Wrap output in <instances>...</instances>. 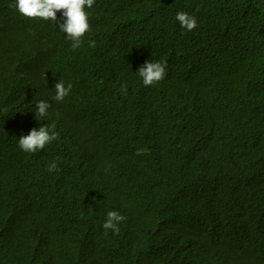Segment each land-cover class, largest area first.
Returning a JSON list of instances; mask_svg holds the SVG:
<instances>
[{
    "label": "trees",
    "instance_id": "1",
    "mask_svg": "<svg viewBox=\"0 0 264 264\" xmlns=\"http://www.w3.org/2000/svg\"><path fill=\"white\" fill-rule=\"evenodd\" d=\"M130 1L99 0L103 11L98 18L104 22L102 29L113 43L109 50L97 48L98 54L91 55L85 48L74 52L66 34L55 23L24 18L11 1L0 0V16L9 24L0 27V66L18 59L23 64L14 70L8 69L5 81L0 77V159L3 161L0 163V264L167 263L165 251H176L168 236L170 232L181 238L183 235L195 238L183 241L172 264H264V101L232 100L219 87L190 83L191 75L177 67L181 63L191 68L193 65L188 60L171 57L140 38L128 43L127 38L136 29L128 21L116 19L110 3L121 7ZM227 2L176 0L175 6L193 16L196 11L209 10L210 6L226 10L225 18L229 21L224 20L223 27L227 37L246 39L250 32L242 25L251 24L261 16H254L255 10L241 9L234 20V6H225ZM15 35L20 40L3 41ZM150 39L156 45L164 44L162 40ZM152 54L167 63L168 75L151 87L137 80L133 84L137 95L131 101L135 108L143 104L154 106L159 101L164 122L149 137L136 133L130 145L139 144L136 151L126 143L113 155L121 166H125V159L130 156L136 159L139 153L151 167L158 159L167 161L169 168L164 175L152 173L144 185L131 186L134 197L142 194L151 201L152 210L146 216L141 214L139 206L148 203L140 200L138 205L134 204L139 220L143 218L150 225L149 231L144 232L142 240L135 236L134 244L127 240L122 222L118 234L111 230L105 234V215L108 211L118 212L116 202L125 203L127 199L113 187L110 195H115L113 198L117 201L105 194L101 200L104 212L98 210L99 201L88 193L85 173L92 176L91 187L96 188L99 186L93 173L102 170L110 176L114 168L103 163L104 156L97 143L80 128L74 138L58 132L59 139L48 145L72 144L75 149L81 147L85 154L92 153L95 163L92 169L84 160L78 163L84 173L69 161L65 166L76 175L93 208L87 224L58 222L56 218L71 214L57 208L62 200L55 192L70 180L49 173L51 161L46 160L44 150L26 153L18 147V139L31 129L47 124L55 123L57 127L69 121L77 127L71 120L77 121L83 116L89 101L92 105H103L98 95L112 98L117 86L138 76L139 67ZM24 72L35 78V83L29 82L22 75ZM59 80L65 86L72 84L62 102L52 99L54 85ZM101 80L107 81L103 87H100ZM41 100L51 107L46 118L37 120L36 104ZM16 101L22 104L9 115L18 116V130L9 140L5 124L11 120L7 112ZM110 109L120 119L136 120L127 117L117 106ZM110 126L114 134L127 129L117 118H111ZM192 129L201 131V136L196 137ZM119 141L123 143L124 139L121 137ZM222 156L225 157L219 160ZM234 168L237 170L233 171ZM111 184H116L115 179ZM193 185L205 194L197 201L191 200L195 192H183ZM227 187L225 193L220 192ZM134 199L132 196L131 203ZM189 205L196 206L201 214L199 227L188 223L187 215H175ZM242 208L252 210V215L248 220L238 221V209ZM83 218V215L78 217ZM139 220H135V231L140 230ZM41 228L43 231L39 233ZM224 229L232 233L224 235ZM145 241L159 242L157 257L149 255L137 260L131 251L143 252ZM90 252L93 255L87 254Z\"/></svg>",
    "mask_w": 264,
    "mask_h": 264
},
{
    "label": "bare ground",
    "instance_id": "2",
    "mask_svg": "<svg viewBox=\"0 0 264 264\" xmlns=\"http://www.w3.org/2000/svg\"><path fill=\"white\" fill-rule=\"evenodd\" d=\"M13 4L15 0H9ZM115 10L114 16L118 20L128 21L134 26L136 31H131V35L127 38V42L131 43L133 39L140 38L150 47H155L159 50H165L169 56L174 58H183L188 60L193 66L191 68L186 67L184 64L178 63L179 70L186 71L191 76L189 78L190 83H199L209 87H219L223 90L225 95L232 100L245 99L254 102L264 101V0H228L225 6H234L233 12L236 19L237 13L241 9L255 10L254 16L260 17L251 24L242 25L250 33L246 39L238 40L234 38H228L227 33L223 27L226 10H219L217 7L210 6L209 10L205 12L196 11L195 17H203L197 19V27L188 32L181 28L175 16L177 12L182 11L176 8V0H132L126 5L117 7L115 3H110ZM88 13V19L90 23V31L83 37V44L79 48H85L89 50L90 54H98L97 48L108 47L113 43L109 39L102 27L104 22L98 18V15L103 11V5L99 3V0H95L92 8H86ZM119 11V13H117ZM57 20L63 22L62 13L57 14ZM9 24L6 20L0 16V27ZM58 27L57 24L54 25ZM150 38L164 41L162 45H156ZM20 40L16 35L7 40L15 41ZM95 41V47H90L89 42ZM78 48V49H79ZM76 49V50H78ZM74 50V52L76 51ZM240 56V57H238ZM159 61L164 63L156 55L152 54L145 62ZM141 60L138 59L137 63L140 64ZM19 66L23 64L20 62ZM23 76H27L29 82L35 83V78L22 73ZM168 75V73H167ZM1 80L5 81L6 76L1 77ZM142 81L139 76L134 79H127L119 86H117L113 97H108L105 94H100L99 99L103 102V105L90 104L85 108L83 116L77 121L71 120L78 126H73L69 121H64L57 125L55 131L61 132L67 136L74 138V133L80 128L84 132L88 133L92 140H94L102 155L104 156L103 163L114 168V172L108 176L102 170L93 173L98 186L92 188L91 180L92 176L85 173L87 177V184L89 186L88 193L93 195L97 201H99L97 208L103 213L102 198L105 194L111 197V200L115 201V195H110L112 188L115 187L122 192L123 197L127 199L125 203L115 201L118 207V212L125 217L122 221V225L126 232L127 240L134 244V237L138 236L141 240L144 237V232L149 231L150 225L143 218L139 220L137 212L134 210V206L138 205V201L143 200L148 203L147 205H141L140 212L143 216L149 215L152 210L151 201L148 197L140 194L134 197L131 186L132 184L144 185L152 173L157 176L164 175L169 166L167 161L157 160L156 165L153 167L147 162V160L139 156L134 159L130 156L125 159V166H121L120 163L113 159L115 151L121 150L124 146L129 144V147L136 151L140 145L130 146L136 139V133L148 136L150 132H154L164 122L163 110L158 107L159 101L154 103V106H148L143 104L140 108H135L132 105V99L137 95L133 84L137 81ZM107 84L106 80L100 81V87ZM126 85V91L122 86ZM92 101V99L90 98ZM22 104L18 101L14 102L9 108L7 115L11 122H6L5 127L9 129L8 139L15 137V131L18 124V116L12 117L9 115L10 111L17 110L19 105ZM112 106H117L119 110L129 118H136L135 121L120 119L118 115L110 109ZM111 118H117L122 123L123 127L127 128L114 134L109 123ZM196 137L201 136V131H196ZM20 131V130H19ZM79 134L76 136L78 139ZM121 137L124 139L123 143L119 141ZM201 141V140H200ZM44 150L46 160H50L51 163L55 161L57 163L59 172L53 171L57 176H61L64 179H69L64 185H60L55 194L62 200V204H58L57 208L60 211H67L71 216L65 218H56L58 222L67 221L72 224H87L89 222L88 215L92 212V205L88 202L83 194L79 182L75 179V174L69 170L65 165L67 162H71L81 171V167L76 160H84L89 168H93L95 163L93 161V155L85 154L79 149L73 148L72 144H59L50 146L47 145ZM155 152V149L152 148ZM222 156L219 160L224 158ZM157 158V155H155ZM3 161L0 159V163ZM199 163V162H196ZM234 168L233 171H236ZM83 172V171H82ZM93 171H91L92 173ZM84 173V172H83ZM218 178V177H217ZM115 179L116 184L113 186L111 180ZM228 187L220 192L225 193ZM184 194L195 192V197L191 198L192 201L204 196V193L198 192V188L193 185L190 188L184 189ZM215 193V192H214ZM179 194V191H178ZM133 196L134 202L131 203V197ZM207 196V195H206ZM115 199V200H114ZM135 204V205H134ZM240 215L237 217L239 221H245L252 215V210L238 209ZM193 213V214H191ZM185 214L189 218L188 223H193L196 227H199V218L201 214L198 212V208L194 205H189L185 209H180L175 212V215ZM84 216L82 220L78 219L79 216ZM105 215V219H106ZM135 220H139V231H135ZM43 231V229L38 230ZM224 235L231 234L230 230L224 229ZM221 234H218V236ZM169 237L172 238L171 244L176 248V251H165L167 254V263L172 264L175 260V256L179 253V247L184 240H194L195 238L188 235L177 237L175 232H170ZM143 242V241H141ZM158 241L144 242L143 252L131 251L132 257L137 260L146 259L147 256L152 255L153 258L157 257L159 251H157ZM93 255V253H87Z\"/></svg>",
    "mask_w": 264,
    "mask_h": 264
},
{
    "label": "clouds",
    "instance_id": "3",
    "mask_svg": "<svg viewBox=\"0 0 264 264\" xmlns=\"http://www.w3.org/2000/svg\"><path fill=\"white\" fill-rule=\"evenodd\" d=\"M95 0H15L13 7L24 18H39L42 21H51L58 25L59 30L66 34V38L71 42L73 50L78 49L83 44V37L90 31V23L86 8L93 7ZM61 12L63 22L57 20V13ZM181 28L188 32L193 31L197 27V19L195 16L187 12H177L175 16ZM90 47H95V41L89 42ZM6 66H0V77L6 75L7 70L17 69L18 60L7 62ZM137 75L142 79L144 86L151 87L167 76V63L159 61L145 62L139 67ZM126 91L127 86H122ZM72 89V84L65 86L63 80H59L54 85V95L52 99L56 102H62ZM51 105L43 100L36 104L35 118L42 120L47 117L48 109ZM56 125L41 126L38 129L33 128L27 135H21L18 139V147L26 153H37L45 149L46 146L59 139V133L55 131ZM47 171L59 172L57 163L53 161L49 164ZM125 219L117 211H108L106 220L103 224L105 234L111 230L114 234L119 232V224Z\"/></svg>",
    "mask_w": 264,
    "mask_h": 264
},
{
    "label": "rangeland",
    "instance_id": "4",
    "mask_svg": "<svg viewBox=\"0 0 264 264\" xmlns=\"http://www.w3.org/2000/svg\"><path fill=\"white\" fill-rule=\"evenodd\" d=\"M76 161H77V163H79L80 160H76Z\"/></svg>",
    "mask_w": 264,
    "mask_h": 264
}]
</instances>
